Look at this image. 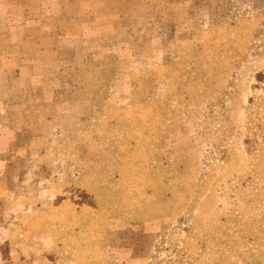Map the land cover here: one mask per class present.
<instances>
[{"label":"rangeland","instance_id":"obj_1","mask_svg":"<svg viewBox=\"0 0 264 264\" xmlns=\"http://www.w3.org/2000/svg\"><path fill=\"white\" fill-rule=\"evenodd\" d=\"M59 1L117 30L69 77L88 107L27 175L56 183L27 229L79 264H264V0Z\"/></svg>","mask_w":264,"mask_h":264},{"label":"crops","instance_id":"obj_2","mask_svg":"<svg viewBox=\"0 0 264 264\" xmlns=\"http://www.w3.org/2000/svg\"><path fill=\"white\" fill-rule=\"evenodd\" d=\"M157 1L165 9H257L256 0ZM116 30L115 21L76 25L59 0H0V264H79L52 236L27 229L26 208L56 190L27 175L83 123L88 103L69 77L88 68L81 64L91 60V46Z\"/></svg>","mask_w":264,"mask_h":264},{"label":"trees","instance_id":"obj_3","mask_svg":"<svg viewBox=\"0 0 264 264\" xmlns=\"http://www.w3.org/2000/svg\"><path fill=\"white\" fill-rule=\"evenodd\" d=\"M257 82H258V86L256 87V88H261L262 90H264V72L263 73H259L258 75H257ZM251 102H253V99H251ZM259 128L260 127H257L256 129H255V133L254 132H252L255 136L256 135H258L259 133L258 132H260L259 131ZM261 134L263 135V137H264V130H262L261 129ZM249 140H251V139H249Z\"/></svg>","mask_w":264,"mask_h":264}]
</instances>
